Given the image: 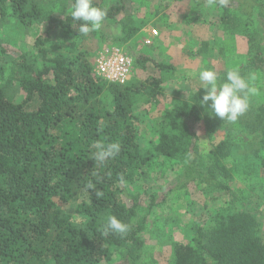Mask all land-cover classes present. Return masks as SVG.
I'll return each mask as SVG.
<instances>
[{
  "label": "trees",
  "instance_id": "16d2710c",
  "mask_svg": "<svg viewBox=\"0 0 264 264\" xmlns=\"http://www.w3.org/2000/svg\"><path fill=\"white\" fill-rule=\"evenodd\" d=\"M60 2L64 9L55 17L34 0H0V31L10 18L26 28L44 24V33L35 42L37 56L11 53L0 40V53L14 56L9 77L0 65V264H137L145 247L142 235L160 194L149 195L146 203L142 194L123 186L166 158L177 163L178 170L164 198L191 186L210 195L234 197L235 169L227 161L235 148L231 122L200 106L205 90L199 89L186 99L174 98L158 122L157 143L142 146L135 107L159 104L163 79L131 80L121 86L97 76L88 52L75 43L62 49L54 40L60 29L81 36L80 22L73 21L66 8L73 0ZM206 2L221 9L220 24L226 33L245 28L250 61L264 65V42L250 30L256 24L264 30V0H226L223 6L219 0ZM94 6L106 8L95 0ZM106 9L103 24L120 26L117 42L132 41L140 27L120 20L126 0ZM147 63L167 77L176 71L172 64L147 56L135 58L133 69ZM263 118L257 114L259 124L252 128L260 133L264 149ZM200 123L211 143L207 153L196 131ZM96 141L118 142L121 151L95 166L91 145ZM121 174L126 183H120ZM97 192L102 195L97 197ZM58 202H76L80 220ZM108 216L130 225L129 231L123 236L103 235ZM260 227L255 214L237 206L235 196L212 216L209 228H194L189 243L175 245L171 264H264ZM115 252L121 254L116 263Z\"/></svg>",
  "mask_w": 264,
  "mask_h": 264
},
{
  "label": "rangeland",
  "instance_id": "374dc122",
  "mask_svg": "<svg viewBox=\"0 0 264 264\" xmlns=\"http://www.w3.org/2000/svg\"><path fill=\"white\" fill-rule=\"evenodd\" d=\"M34 1L55 17L61 16L64 9L61 0ZM95 1L108 8L120 4L122 0ZM66 8L69 12L71 5ZM221 13L217 5L206 0H126L124 17L120 20H128L140 27L138 35L132 41L126 44L117 42L121 37L118 24H103L100 29L87 36L65 33L60 29L54 34V40L62 49L70 48L75 43L78 49L89 53L93 65L104 48L118 46L133 60L139 56H147L157 63L175 66L176 71L171 77L161 74L152 63L133 69L132 81L140 83L152 77L164 81V96L159 104H141L135 107L142 133V146L157 143L158 122L163 113L171 108L174 98L186 99L192 92L201 89L198 77L205 68L216 71L221 83L230 70H237L248 78L250 85L259 89V94L251 97L248 110L236 122L230 123L235 148L233 157L227 161L228 166L235 169L231 187L237 206L257 216L261 225L259 235L264 243V163L260 164L264 160V149L260 144V133L254 132L252 128L259 124L256 115H264V65L256 66L250 61L245 28L236 34L226 33L222 29ZM151 29L158 32V37L151 45H147ZM250 30L264 42L262 27L256 24ZM43 33L44 24L26 28L10 18L0 31V40L11 53H27L34 57L37 56L35 42ZM13 60V55L0 53V65L7 68V77ZM253 75L254 80L251 79ZM17 100H22V94H19ZM196 131L201 148L207 153L211 143L202 123L197 125ZM222 136L223 134L218 140ZM241 159L245 160L238 162ZM256 165H259L257 169ZM177 170V163L160 158L145 167L134 182L123 186L131 192L142 194L146 203L149 195L160 194L159 205L152 210L147 229L142 235L145 247L137 264H171L175 245L189 243L194 228H209L212 216L235 197L210 195L191 186L187 191L174 192L164 198L165 193L173 186ZM58 203L76 221L80 220L75 214L76 202ZM120 256L119 252H115V263L120 260Z\"/></svg>",
  "mask_w": 264,
  "mask_h": 264
},
{
  "label": "clouds",
  "instance_id": "9594fccd",
  "mask_svg": "<svg viewBox=\"0 0 264 264\" xmlns=\"http://www.w3.org/2000/svg\"><path fill=\"white\" fill-rule=\"evenodd\" d=\"M219 3L223 6L226 0H219ZM70 15L73 21L80 22V35L87 36L102 27L108 16V10L94 6V0H73ZM198 79L201 89L205 90L203 97H199L200 106L221 121L236 122L248 110L250 98L259 94V89L250 85L249 79L237 70L228 71L223 83L219 81L217 72L209 68L202 70ZM251 79L254 80L255 76H251ZM91 147L95 149L92 153L95 166L115 158L121 151L118 142L96 141ZM119 180L120 183H126L123 174L120 175ZM86 187L92 188L93 185L88 184ZM96 195L99 197L102 193L97 192ZM129 229L130 225L121 222L115 216H108L103 235L107 236L111 233L123 236Z\"/></svg>",
  "mask_w": 264,
  "mask_h": 264
},
{
  "label": "built area",
  "instance_id": "2783aa9c",
  "mask_svg": "<svg viewBox=\"0 0 264 264\" xmlns=\"http://www.w3.org/2000/svg\"><path fill=\"white\" fill-rule=\"evenodd\" d=\"M158 37V32L151 29L146 40L151 45ZM134 60L123 48L110 46L98 54L95 73L110 84L124 86L132 80Z\"/></svg>",
  "mask_w": 264,
  "mask_h": 264
}]
</instances>
